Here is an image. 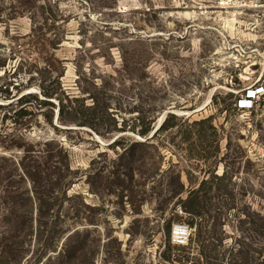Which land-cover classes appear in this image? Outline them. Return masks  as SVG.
Wrapping results in <instances>:
<instances>
[{
	"label": "rangeland",
	"instance_id": "1",
	"mask_svg": "<svg viewBox=\"0 0 264 264\" xmlns=\"http://www.w3.org/2000/svg\"><path fill=\"white\" fill-rule=\"evenodd\" d=\"M59 79L87 126L57 97L10 118ZM261 85L264 0H0V264H264V93L239 106Z\"/></svg>",
	"mask_w": 264,
	"mask_h": 264
},
{
	"label": "trees",
	"instance_id": "2",
	"mask_svg": "<svg viewBox=\"0 0 264 264\" xmlns=\"http://www.w3.org/2000/svg\"><path fill=\"white\" fill-rule=\"evenodd\" d=\"M39 89H40V91L38 94H35L33 92L23 93L20 97L15 99L10 104V105L15 104V105L19 106V109L16 110L14 112V114L10 117L11 119L14 120V122H17V121H19V120H21V119H23L29 115L35 114L36 112H38L40 110V108H41L40 106H42L43 104L54 105L52 98L57 97L58 101H59L58 102L59 107H58V113H57V120H59L63 124L77 123L79 126H87L88 125L87 122H78V121H75L72 119L69 120V118H67V114H68L69 110H75L76 109V108H74L72 103L74 101L80 99V97L74 96V94H70L67 91V89L64 87V85L60 81V79H59V86L55 90H52L47 86H44L42 83L39 84ZM33 100H35V101H33ZM94 101H96L95 98H94ZM0 106H2V105H0ZM45 117H46L48 122L53 123V117L50 114H45ZM182 122L186 123L185 117H178L174 113L168 114L166 116L165 120L163 121V123L160 125V127L157 129V131L154 133L153 137L155 135H157L159 132H168V131L173 130L174 128H177V127L180 128ZM212 123H213L212 117H207V118H202L200 120H195L189 124L190 129H191L190 131H193L195 129L197 130V127H200L199 131H202V130H205L206 128H209V129H212L213 131L216 132L217 129L215 126H213ZM129 127H130V129H132L133 132H136L140 136H148L151 133V131L153 130L151 128V125L150 126H144V124H141L140 127H138L137 124H132ZM115 129H125V126H121L120 128H115ZM120 143L121 142H119L118 140H115L112 144H110V146H114V145L117 146ZM127 147L128 146L124 147L125 151L132 148V146H130L128 148ZM217 152H218V150L215 149L214 150L215 155ZM203 157H205L206 159H209L211 156L209 154L208 156H203ZM215 177H217V175H215ZM206 182H207L206 180H203L201 182V184L199 185V187L194 188V189L189 191L188 196L186 197V199L183 202L185 205L181 204L184 211H188L192 215H197V212L192 207L196 204V202L202 196V193L205 190ZM188 223L191 226L196 225V222L194 220H192L191 222H188ZM202 256L204 257L205 262L208 263L209 256L206 253H204V255L202 254ZM4 261L6 262L5 258H4Z\"/></svg>",
	"mask_w": 264,
	"mask_h": 264
},
{
	"label": "built area",
	"instance_id": "3",
	"mask_svg": "<svg viewBox=\"0 0 264 264\" xmlns=\"http://www.w3.org/2000/svg\"><path fill=\"white\" fill-rule=\"evenodd\" d=\"M262 93H264V85L248 91V95L246 92V98L241 99V101L243 102H240V108H252L256 96ZM178 211L181 214H185L181 205L178 206ZM193 232L194 229L186 221H180L176 223L172 228L171 241L176 245H186L189 243Z\"/></svg>",
	"mask_w": 264,
	"mask_h": 264
},
{
	"label": "water",
	"instance_id": "4",
	"mask_svg": "<svg viewBox=\"0 0 264 264\" xmlns=\"http://www.w3.org/2000/svg\"><path fill=\"white\" fill-rule=\"evenodd\" d=\"M29 92H31V91H29ZM29 92H26V93H29ZM172 113H174V112H172ZM164 120H165V118H163V119L159 122V124L157 125L156 129H158V128L160 127V125L163 123ZM156 129L151 133L150 136H152V135L155 133Z\"/></svg>",
	"mask_w": 264,
	"mask_h": 264
}]
</instances>
